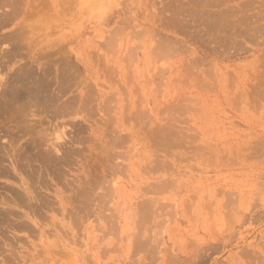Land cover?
<instances>
[{
	"label": "rangeland",
	"instance_id": "374dc122",
	"mask_svg": "<svg viewBox=\"0 0 264 264\" xmlns=\"http://www.w3.org/2000/svg\"><path fill=\"white\" fill-rule=\"evenodd\" d=\"M18 75L0 264H264V0H0Z\"/></svg>",
	"mask_w": 264,
	"mask_h": 264
},
{
	"label": "bare ground",
	"instance_id": "6f19581e",
	"mask_svg": "<svg viewBox=\"0 0 264 264\" xmlns=\"http://www.w3.org/2000/svg\"><path fill=\"white\" fill-rule=\"evenodd\" d=\"M25 74L27 75V73ZM13 82H16L13 89L12 88L7 89L3 93L0 94V108L3 107L4 109L6 108L18 109L16 113L19 114L20 115L19 117L21 118V120L25 122L28 120V116H29L30 110L32 109V106L35 105L34 102H36V100L39 99L38 94H37L38 86L37 88L34 86H30V83L26 80V78L21 77L19 75L13 78ZM0 217L2 218L3 216H0Z\"/></svg>",
	"mask_w": 264,
	"mask_h": 264
}]
</instances>
